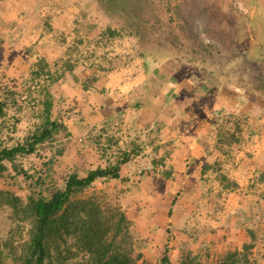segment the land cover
Listing matches in <instances>:
<instances>
[{
	"label": "rangeland",
	"instance_id": "obj_1",
	"mask_svg": "<svg viewBox=\"0 0 264 264\" xmlns=\"http://www.w3.org/2000/svg\"><path fill=\"white\" fill-rule=\"evenodd\" d=\"M27 2L11 9L25 18L20 41L0 46V102L6 105L0 148L29 141L47 119L46 88L33 91L30 84L43 57L54 73H63L49 86L51 116L63 133L19 154L14 165L7 161L0 190L19 196L21 209L31 197L50 198L70 173L83 171L68 163L80 150L94 166L102 159L115 163L126 152L121 178H100L80 195L122 206L140 264H181L198 254L207 264L250 243L252 257L264 264V166L256 162L264 161V0ZM210 92L214 100L206 99ZM183 110L194 125L180 123ZM203 120L212 124L199 132ZM91 127L98 130L87 147L67 149L62 135ZM197 135L216 159L189 180L190 169L173 176L162 157L175 150L162 147ZM20 209L0 199V264H24L29 253L33 222ZM234 226L233 235L246 227L247 242L237 247L241 239L235 238L224 247V233ZM194 234L208 242L197 253ZM72 246V240L52 243L44 264L82 263L83 255L70 256Z\"/></svg>",
	"mask_w": 264,
	"mask_h": 264
},
{
	"label": "trees",
	"instance_id": "obj_2",
	"mask_svg": "<svg viewBox=\"0 0 264 264\" xmlns=\"http://www.w3.org/2000/svg\"><path fill=\"white\" fill-rule=\"evenodd\" d=\"M110 1L116 6L124 0ZM51 65L47 58H41L32 71L35 78L30 83H34L42 75L50 78L49 83L42 88H46L47 119L40 131L33 133L29 141L0 148V178L8 170L7 161L14 165L19 154L34 153L38 144L53 139L59 132V123L51 116L54 95L51 94L49 86L60 82L63 73H54ZM68 70L73 71L72 68ZM206 99L214 100L212 92ZM5 106L0 102V116L6 114ZM129 159V153L120 152L115 163L89 170L85 176L74 171L69 174L64 188L55 190L48 199L31 197L21 209L20 204L23 205V201L19 196L0 190V199L5 204L26 212V216L33 222L29 253L24 264H44L51 244L59 245L68 240H72L74 246L67 249L70 256L76 258L83 255V262L78 261L76 264H140L141 254H136L134 247L132 220L122 206L109 204L96 194L88 197L80 195L100 178H121L122 165ZM15 170L19 173L18 169ZM166 176L169 177L170 172ZM252 248L253 243L245 244L242 249L229 250L217 260L209 259L211 262L207 264H258L252 257ZM199 255L184 256L181 264H204ZM163 261L168 262L169 257L165 255Z\"/></svg>",
	"mask_w": 264,
	"mask_h": 264
},
{
	"label": "crops",
	"instance_id": "obj_3",
	"mask_svg": "<svg viewBox=\"0 0 264 264\" xmlns=\"http://www.w3.org/2000/svg\"><path fill=\"white\" fill-rule=\"evenodd\" d=\"M22 4L29 6V3L27 2V0H0V37H2L5 40L4 43L2 41L0 42V46H3V44L5 46L9 45L12 39H18V42H19L20 41L19 40L20 35L24 34L25 30L27 29V28H25L26 26L21 25V24L24 23L23 22L24 19H25L24 16L22 14H20V13L19 14H17V13L13 14L11 12V9H14L18 5L20 6ZM12 14H13V16H12ZM50 21L51 22L53 21L52 24L57 23L56 16L52 17V19H50ZM177 99H178V97H177ZM186 99H187V96H186ZM184 112H185V110H183V114L179 115L180 118L183 119V120L180 121V123L181 124L184 123V126H186L187 124H189V125L193 124L194 125V123L196 121L195 120L191 121V118H186ZM172 118L173 117H171L170 120ZM142 122H146V118L145 117H144V119H142ZM211 124H212V121H206V120L201 121V124L197 125L198 127H202L199 130V132L208 129V127ZM169 125H170V123H168V126ZM97 130H98V128L96 129L94 127H91V129L90 128H85V129L81 128V129H78L77 131L72 129V128H70L69 129V131L71 132L70 135L67 136L68 133L65 134V135H62V139H65L64 141H65V145H66L67 149L70 148V147H73L75 145V143H77V145H75V147L78 148V150H79V148L81 149V147H87L88 141L92 138L93 134H95V132H97ZM75 132H78L80 136L79 137L75 136L76 135ZM195 132H197V130ZM61 133H63L62 130H60L58 132V134L55 135V137H57V135H59ZM85 134H87V135L85 136ZM187 135H189V134L187 133ZM197 136H198L197 139H195V138L192 139L189 136H186L185 138L181 137L178 140H176L177 142H174L175 144H173L172 147L169 146V147H167V149H164L162 147V149L165 150L163 152H166V150H175L173 153L168 151L169 154H165L164 157H162L163 160H164L163 163L166 165V168L171 166L172 175L173 176L182 175V177H183L184 176L183 175V171L186 170V172H187V170L190 169L191 170L190 174L186 173V176H187L186 180H189V178L191 176L193 177L197 173H199L200 175L202 174V170H203L202 164H206L207 162H213V160L216 159L215 155H211L210 156L209 153L206 152L207 151L206 149L209 148V146L206 145L207 143L205 142V140H202V135H201V139H200L199 135H197ZM180 140H183V141H180ZM57 141L58 140L56 139L55 142H57ZM168 148H171V149H168ZM80 151H82V153L79 154V156L77 158L73 157V159H70L68 161V163H71V166H73V167L77 166V167H81L82 168L83 171L77 172L80 176H85L87 174L88 171L86 172V170L83 169V168H86L87 166L91 167L89 170L97 168L98 166H101V167H106L107 166L106 163H104V164L101 163V162H103V159L102 160L98 159L99 163H98L97 166H94L92 164L90 165V163H89L90 161H87L89 159V157L86 156V155H88L86 150H80ZM65 152H67V151H65ZM83 152H86V154L82 155ZM62 157H65V158L68 157V153H66ZM256 162H257L258 166H259V164L260 165L262 164L264 166V161H256ZM109 163H114V162H109ZM238 164H241V163H238ZM255 166H256V164H255ZM241 167H242V165H240L239 168L236 169L233 172V174H236L237 176H239V177L236 176L234 178L240 179V177H241ZM255 170H256L255 167H253V172ZM122 172H123V170H121V174H122ZM251 172L252 171H250V173ZM80 173H82V175ZM121 176H123V175H121ZM243 177H245V176H243ZM103 179H105V178H103ZM186 186H187V184H186ZM183 187L184 186H182V188ZM241 228L243 230V233H241V235H237V234L233 235V233L235 232L233 230L234 229L235 230L239 229V228L236 229L235 226H234V228H231V230H229V232H225L224 233L227 236V238L224 237L226 239L223 240V242L225 243L224 247H228V245L230 247L231 244H234L233 242H238L239 239H235V238H240L241 239L240 242L236 243L237 247L240 246V244H244V243L247 242V238L248 237L246 236V233H245L247 231V229L244 226H242ZM217 233L219 235L220 232L218 231ZM228 233H231V234H228ZM194 235L195 236L192 237L191 240H193L196 243L193 244L192 248H193V251L195 253H197V252H200L201 251L200 249L202 248V247L200 248L199 246L207 245L205 243H208V242L207 241L203 242V240H198V236L196 234H194ZM213 238H215V237H213ZM180 244H182V243H179L176 246H180Z\"/></svg>",
	"mask_w": 264,
	"mask_h": 264
},
{
	"label": "built area",
	"instance_id": "obj_4",
	"mask_svg": "<svg viewBox=\"0 0 264 264\" xmlns=\"http://www.w3.org/2000/svg\"><path fill=\"white\" fill-rule=\"evenodd\" d=\"M35 83H33L32 85V90L33 91H39L40 89H42L45 85H47L49 83V78L46 75H42L41 77H39V79L34 81Z\"/></svg>",
	"mask_w": 264,
	"mask_h": 264
}]
</instances>
